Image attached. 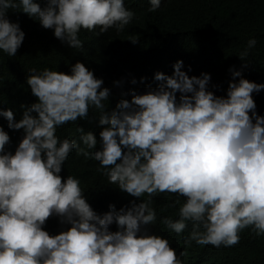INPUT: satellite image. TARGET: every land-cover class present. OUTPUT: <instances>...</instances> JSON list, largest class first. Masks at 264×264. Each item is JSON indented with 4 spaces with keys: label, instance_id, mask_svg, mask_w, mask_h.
<instances>
[{
    "label": "clouds",
    "instance_id": "obj_1",
    "mask_svg": "<svg viewBox=\"0 0 264 264\" xmlns=\"http://www.w3.org/2000/svg\"><path fill=\"white\" fill-rule=\"evenodd\" d=\"M149 4L153 12L161 0ZM9 9L26 13L75 49H82L81 30L121 32L135 16L125 0H45L43 7L35 0H0V51L9 57L25 38L19 23L9 21ZM255 45L250 38L239 58L246 61ZM182 66L177 60L171 76L157 72L154 78L162 83L156 88L122 93L131 99H121L111 111H105L110 90L82 62L70 74L29 70L26 84L36 102L21 105L19 121L11 109H0L9 129L23 130L13 153L0 126V264H185L184 251L177 254L167 238L145 227L155 224L153 197L164 192L185 197L178 219L164 217L161 223L180 234L191 222L186 243L232 247L245 228L264 235V116L257 115L252 97L264 84L230 67L226 96H216L207 87L210 74L190 77ZM90 108L98 110L103 126L97 151L92 131L77 127L79 143L56 135L62 125L86 119ZM73 149L98 161L110 185L147 198L118 210L109 204L98 214L77 177L62 182V165ZM52 215L70 227L50 235L42 226Z\"/></svg>",
    "mask_w": 264,
    "mask_h": 264
},
{
    "label": "trees",
    "instance_id": "obj_2",
    "mask_svg": "<svg viewBox=\"0 0 264 264\" xmlns=\"http://www.w3.org/2000/svg\"><path fill=\"white\" fill-rule=\"evenodd\" d=\"M35 2L43 7L45 0ZM125 6L135 13L133 21L121 32L115 28L102 34H96L99 29L95 32L81 30L82 49L61 42L52 29L43 28L19 9H9V21L19 23L25 38L14 56L0 51V109H11L14 119L19 121L25 110L21 105L30 107L37 100L26 84L29 70L47 67L70 74L71 66L77 61L103 80L101 87L110 90L105 111L114 109L121 99L130 100V95H122L130 89L142 94L149 88H156L162 82L155 80V74L161 72L171 76L177 60L183 62L181 70L190 77L200 76L202 72L210 74L207 87L216 96H226L229 81L233 79L230 67L241 71L243 78L264 84V0H161L160 7L153 12L147 11L149 0H125ZM250 38L256 39V45L249 49L246 61H242L238 55L247 47ZM130 39H137V42L134 44ZM239 78L236 77V81ZM116 81L122 83L116 84ZM176 95L179 98L180 93ZM252 97L257 115L264 116V88L259 93L253 92ZM98 116V110L90 108L86 119L78 118L75 123L62 125L56 135L60 139H77L79 143L80 134L76 128L81 127L96 136L98 143L92 151L100 150L99 132L103 126L98 124ZM0 126L10 137L6 150L14 153L23 130L9 129L2 116ZM60 175L62 182L68 175L80 180L86 201L98 214L108 211L109 204L118 210L129 206V201L139 203L140 199L147 198V194L132 197L110 185L99 162L77 156L75 149L62 165ZM177 199L179 203L175 207H168ZM184 199L168 192L155 195L151 207L156 210L157 219L155 224L145 227L150 234L167 238L177 254L184 251L185 256L180 258L185 264H264V235L256 236L251 228L241 231L236 245L220 248L198 245L195 241L186 243L192 231L191 222L180 234L168 229L161 223L162 219H178ZM42 227L55 235L66 231L70 225L61 224L59 217L52 215ZM109 230L117 231V225L113 223Z\"/></svg>",
    "mask_w": 264,
    "mask_h": 264
}]
</instances>
